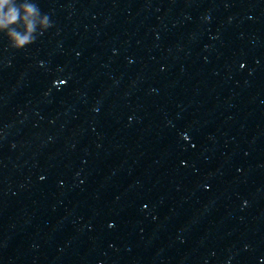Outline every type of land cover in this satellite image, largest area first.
<instances>
[{
	"label": "water",
	"instance_id": "water-1",
	"mask_svg": "<svg viewBox=\"0 0 264 264\" xmlns=\"http://www.w3.org/2000/svg\"><path fill=\"white\" fill-rule=\"evenodd\" d=\"M9 6L0 264H264V0Z\"/></svg>",
	"mask_w": 264,
	"mask_h": 264
},
{
	"label": "clouds",
	"instance_id": "clouds-1",
	"mask_svg": "<svg viewBox=\"0 0 264 264\" xmlns=\"http://www.w3.org/2000/svg\"><path fill=\"white\" fill-rule=\"evenodd\" d=\"M11 3L12 0H0V28L14 26L20 20L19 9L15 6H9ZM23 11L25 13L23 20L26 23L28 33H31L33 24L29 20V17L36 12V8L28 5ZM10 36L15 41L17 47H22L29 42L28 35L21 36L18 32H12Z\"/></svg>",
	"mask_w": 264,
	"mask_h": 264
}]
</instances>
